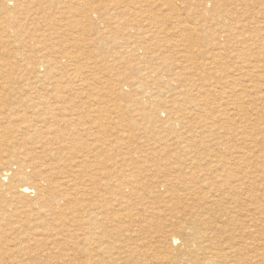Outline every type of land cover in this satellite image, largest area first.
<instances>
[{
  "label": "rangeland",
  "instance_id": "374dc122",
  "mask_svg": "<svg viewBox=\"0 0 264 264\" xmlns=\"http://www.w3.org/2000/svg\"><path fill=\"white\" fill-rule=\"evenodd\" d=\"M199 1L0 0V264H264V211L254 207L264 204V179L251 205L229 187L245 173L237 165L248 139H261L253 150L264 152V117L258 104L225 94L227 86L236 94L239 43L216 34ZM254 2L264 11V0ZM257 20L252 33L264 28V16ZM262 32L252 53L260 79ZM248 82L241 79V95ZM23 109L46 119L27 129L14 115ZM198 169L203 181L188 177L186 185L185 173ZM35 183L56 203L37 196ZM24 185L31 189L21 198L15 190ZM185 186L198 189L184 197ZM201 205L209 210L195 216ZM95 214H106L102 229L88 224ZM227 249L236 262L219 258Z\"/></svg>",
  "mask_w": 264,
  "mask_h": 264
},
{
  "label": "bare ground",
  "instance_id": "6f19581e",
  "mask_svg": "<svg viewBox=\"0 0 264 264\" xmlns=\"http://www.w3.org/2000/svg\"><path fill=\"white\" fill-rule=\"evenodd\" d=\"M252 1V0H251ZM258 1V0H257ZM257 1H255L254 2V0H253V2H254V7H255V3L257 2ZM261 2H262V0H261ZM260 2V3H261ZM166 2H164V4H165ZM249 4H250V0H200L199 1V5L201 6V13H202V18H203V20L205 21V22H208V23H210V24H215V27L213 28V29H216L217 30V33L216 34H218V36H220V37H222L223 39H224V41H225V43H227V42H229V41H231L230 43H232V41H235V42H233V43H236V45H237V43H239L238 45H237V55L241 58V61H239V64H237V66L236 65H234L235 66V74H234V78H232L233 80H235V82H236V84H234L235 85V90H236V94L235 93H233L232 92V90H234V88H230L229 86H227L228 87V91L227 90H225L224 92H225V94L228 92L229 93V96L228 97H230V99H232V102L231 103H234L235 104V100H238V99H240L241 100V98H243L242 100H243V102L244 103H249V104H258V106H256L255 105V109H256V112H258L260 109H262V111H259L260 113H259V115H261V116H263L264 117V91L262 90V89H264V79H260V78H262V77H260V74H258L257 75V73H255V69L257 68L258 69V67H257V65L256 64H254V61H253V57L254 56H252V53H257L256 51V49H258L259 48V46L256 44V38L258 37V36H260V32H261V30H263L262 28L261 29H258L255 33H252V26H251V24L252 25H254L255 24V22H256V25L258 26V25H260V24H258V20H257V18H259V17H263L264 15H262L263 13H264V11L263 10H261L260 9V4H258V6H257V8L256 9H254L253 7H252V5L251 6H249ZM262 4V3H261ZM166 5H168L167 3H166ZM262 7V6H261ZM264 7V6H263ZM168 8V7H167ZM131 10V9H130ZM197 10V9H196ZM200 10V9H199ZM198 10V11H199ZM180 11V10H179ZM194 14H195V8H194ZM131 13H132V11H131ZM183 14V13H182ZM185 14V13H184ZM120 15H123V14H120ZM186 15H188V14H186ZM190 15V14H189ZM124 17V16H123ZM194 17V16H193ZM117 19H120V18H117ZM121 19H122V17H121ZM187 21V20H186ZM196 21V20H195ZM194 22V21H193ZM198 22V21H197ZM262 22V21H261ZM254 23V24H253ZM195 24V23H194ZM263 24V23H262ZM206 25V24H205ZM204 25V26H205ZM251 26V27H250ZM256 26V27H257ZM149 27V26H148ZM183 27V26H182ZM185 27V26H184ZM200 27V26H199ZM198 27V28H199ZM255 27V26H254ZM259 27V26H258ZM194 28H195V26H194ZM197 28V27H196ZM149 29V28H148ZM191 29V28H190ZM208 29H210V30H212V28H211V25H209V28ZM207 29V30H208ZM192 30H193V27H192ZM191 30V31H192ZM212 31H214V30H212ZM215 32V31H214ZM262 33H264V32H262ZM187 36V35H186ZM192 36V35H191ZM194 36V35H193ZM204 36V35H203ZM206 36V35H205ZM254 36H256V38L254 37ZM264 36V35H263ZM262 36V37H263ZM198 37V36H197ZM191 38L192 37H190V36H188V40L187 41H191ZM203 38V37H202ZM216 38V37H215ZM217 39H218V37H217ZM222 39V40H223ZM258 39V38H257ZM262 39V38H261ZM262 40H264V37H263V39ZM192 41H193V39H192ZM260 41V40H259ZM210 42V41H209ZM212 42V41H211ZM217 42V41H216ZM221 42H223V41H221ZM263 42V41H262ZM202 43H204V42H202ZM219 43V42H218ZM225 43H222V46H225ZM224 44V45H223ZM229 44V43H228ZM263 44V46L262 47H264V43H262ZM227 45V44H226ZM230 45V44H229ZM259 45H260V43H259ZM211 46H214L213 45V42H212V44H211ZM210 46V47H211ZM218 46H220V44L218 45ZM218 46H217V48H218ZM222 46H220V47H222ZM232 46V45H231ZM234 46V45H233ZM208 47V46H207ZM230 47V46H229ZM257 47V48H256ZM261 47V48H262ZM213 49V48H212ZM233 49H235V48H233ZM263 49V48H262ZM206 50V49H205ZM264 50V49H263ZM230 51H231V49H230ZM209 52V51H208ZM216 52H218V51H216ZM215 52V53H216ZM197 53V52H196ZM200 53V52H199ZM202 53V52H201ZM228 53V52H227ZM264 53V52H263ZM217 54V53H216ZM230 54H232V52L230 53ZM258 54H260V53H258ZM206 55V54H205ZM234 55V54H233ZM262 55V54H261ZM225 56V55H224ZM236 58H237V56H235ZM186 58V57H185ZM234 58V57H233ZM232 58V59H233ZM211 59V58H210ZM217 58H215V60H216ZM20 60V59H19ZM48 60V59H47ZM46 60V61H47ZM220 60V59H219ZM224 60V59H223ZM254 60H255V58H254ZM217 61V60H216ZM225 61V60H224ZM230 61V60H229ZM236 61V60H235ZM256 61V60H255ZM19 62V61H18ZM43 62H45V61H43ZM42 62V63H43ZM49 62L50 61H47V64L49 65ZM219 62V61H218ZM222 62V61H221ZM233 62V61H232ZM237 62V61H236ZM51 63V62H50ZM198 64H200L199 62H197ZM205 63V62H204ZM217 63V62H216ZM220 63V62H219ZM227 63V62H226ZM213 63H211L210 65H212ZM234 64H235V62H234ZM15 65V62H12L11 63V66H14ZM201 65H202V62H201ZM206 65H207V63H206ZM203 66H204V64H203ZM220 66V65H219ZM224 66V65H223ZM226 66V65H225ZM224 66V67H225ZM160 67V66H159ZM197 67V66H196ZM199 67V66H198ZM232 67V66H231ZM263 67V66H262ZM203 68V67H202ZM205 68V67H204ZM227 68V67H226ZM224 69V68H223ZM225 70H227V69H225ZM219 71H220V69H219ZM233 71V70H232ZM258 71V70H257ZM231 72V71H230ZM222 73V72H221ZM226 73V72H225ZM228 73H229V71H228ZM233 73V72H232ZM224 74V73H223ZM227 74V73H226ZM262 74V73H261ZM264 74V73H263ZM221 75V74H220ZM219 75V76H220ZM216 76H218V74L216 75ZM225 76V75H224ZM253 76H255V78L253 79ZM260 78H259V77ZM176 77V76H175ZM174 77V78H175ZM215 77V76H214ZM252 77V78H251ZM176 78H178V77H176ZM218 78V77H217ZM220 78V77H219ZM226 78V77H225ZM241 79H243V81H244V79H246V80H249V82L248 83H246L245 85H246V87H245V91H247V93L246 94H243V95H241L240 94V92H241V88H240V86H243V85H241L242 83H241ZM177 80V79H176ZM181 80V79H180ZM182 80H183V78H182ZM219 80V79H218ZM263 80V81H262ZM216 81V80H215ZM214 81V82H215ZM224 81H226V80H224ZM230 81H231V79H230ZM138 82V81H137ZM137 82H136V85H137V87H138V84H137ZM171 82V81H170ZM172 82H173V80H172ZM171 82V83H172ZM217 82V81H216ZM215 82V83H216ZM229 82V81H228ZM246 82V81H245ZM133 83V82H132ZM167 83H168V81H167ZM166 83V84H167ZM220 83H221V81H220ZM202 84V83H201ZM244 84V83H243ZM134 85V84H133ZM216 85H218V84H216ZM202 86V85H201ZM205 86V85H204ZM213 86V85H212ZM220 85H218V87H219ZM221 87V86H220ZM19 87H16V89H18ZM20 88H21V90H23L24 89V87H22V86H20ZM19 88V89H20ZM168 88H169V86H168ZM206 88V87H205ZM211 88V87H210ZM222 88V87H221ZM134 89H135V86H134ZM172 89V88H171ZM208 88H206L205 90H207ZM232 89V90H231ZM247 89V90H246ZM25 90V89H24ZM159 90V89H158ZM195 90L199 93V95H200V93L202 92V90H204V89H202V87H196L195 86ZM230 90H231V92H230ZM185 91V93H188V95H189V91L188 90H184ZM208 91V90H207ZM222 91V90H221ZM238 91V92H237ZM243 91H244V89H243ZM244 91V92H245ZM22 92V91H21ZM140 92V91H139ZM141 92H143V90L141 91ZM156 92V91H155ZM160 92V91H159ZM182 92V91H181ZM218 92H219V90H218ZM248 92H253V94L257 97V98H254V99H256V100H258V101H256L255 102V100L252 98L251 99V97L253 96V95H251V94H248ZM19 93V92H18ZM146 93V92H145ZM242 93V92H241ZM179 94H181V93H179ZM184 94V93H183ZM224 93L222 94V96L224 95L225 97L224 98H226V95H225ZM143 95V94H142ZM156 95V94H155ZM182 95V94H181ZM210 95V94H209ZM218 95H220V99L222 98L221 97V93L220 94H218ZM160 96V95H159ZM186 96H187V94H186ZM232 96H233V98H232ZM236 96H238V98H236ZM243 96V97H242ZM190 97V96H189ZM10 98V97H9ZM8 98V99H9ZM183 98H185V97H183ZM205 98V97H204ZM259 98H261L262 99V101H260L259 100ZM21 99V98H20ZM188 99V98H187ZM190 100L192 99V98H189ZM218 99V98H217ZM246 101H245V100ZM67 100V97L66 98H59V99H55L54 101H57V102H65ZM207 100V99H206ZM226 99H224V101H225ZM23 103H25V104H28V103H33V101H23V99L21 100ZM216 101V100H215ZM11 102V101H10ZM226 102V101H225ZM37 104L39 105V107L38 108H41V107H44L45 106V104H43L42 102H37ZM16 106H18V105H16ZM25 106V105H24ZM52 108H56V109H53L54 111H56L57 110V108L58 107H56L54 104H53V107ZM1 109V108H0ZM24 110V109H23ZM236 110H237V107H236ZM6 112V111H5ZM6 113H8V112H6ZM197 114V116H199V114L198 113H196ZM14 115H16L17 116V118H20L21 117V120H20V123H19V125H24L23 127H25V128H27V129H31V128H35V129H37V127H35V124L32 122V121H35L36 120V122H39L40 120L42 121V120H44V119H46V118H34V117H32V116H28L27 114H26V112H25V110L24 111H22V113H14ZM6 115L4 114L3 115V117H5ZM10 116V115H9ZM1 118H2V116H1ZM11 118H12V115H11ZM4 119V118H3ZM15 119H16V117H15ZM6 120V119H5ZM10 120V119H9ZM9 120H7V121H9ZM14 120V119H13ZM4 122V121H3ZM9 124H10V122H9ZM14 126V125H13ZM16 126V125H15ZM14 126V127H15ZM21 127V126H20ZM22 127V128H23ZM10 128H12V127H10ZM16 128V127H15ZM43 128V127H42ZM40 130H42V129H40ZM1 131V130H0ZM32 132H33V130H31ZM262 131H264V129H262ZM4 131H2V133H3ZM9 132V131H8ZM21 132V131H20ZM24 132V131H23ZM30 132V131H29ZM35 132V131H34ZM1 133V132H0ZM31 137V136H30ZM47 138V140L48 141H41L40 142V146H47V144L50 142V138H49V136H47L46 137ZM249 141L246 143V145H245V150L242 152V158H243V160L241 161V162H239L238 163V168L239 169H245V173L243 174V176H235V177H232V178H234L233 180H234V183H232V184H230L229 185V187H230V190L234 193V192H238V193H240L242 196H243V201L245 202V203H247V205H251V203H248L249 201H252L253 199H250L251 197H253V196H251V194H250V192H251V190L254 188V186H255V181H260L261 179L263 180L264 179V152L263 151H261V149H258L257 151L258 152H256L255 150H253V148L257 145V147H258V144H259V142L261 141V139H259L258 137H254V139L253 140H251V139H248ZM263 141H264V139H263ZM20 142V141H19ZM243 149V148H242ZM240 154V153H239ZM235 158V157H234ZM239 159V158H238ZM193 164H194V162L193 161H191L190 163H188V161H187V169L188 168H190L191 166H193ZM255 164H257V166H255V168L257 169L256 171H255V169L254 168H252V166H254ZM250 165H252V166H250ZM190 166V167H189ZM56 167L58 168V165H56ZM55 168V167H54ZM22 169V168H21ZM20 169V170H21ZM38 170H39V168H37ZM36 168H35V170H37ZM252 169H254L253 171H252ZM51 170V169H50ZM50 170H49V172H50ZM34 171V170H33ZM40 171V170H39ZM46 171H47V169H46ZM52 171H55V169L54 170H52ZM203 169H198V171H189V172H186L185 173V175H184V178H183V182L187 185L188 184V181H187V179H188V177H191V178H194V179H196L195 180V182L197 181V180H200V177L201 176H204L205 174H206V172H204L203 173ZM34 172H36V171H34ZM38 172V171H37ZM48 172V171H47ZM252 172H256V173H254V175L252 174ZM15 173H17L18 175H21V174H19V173H23V172H15ZM26 173V172H25ZM32 173V172H31ZM30 173V174H31ZM44 173H46V172H44ZM6 174V173H5ZM17 174H15V175H17ZM39 174V173H38ZM67 174L68 173H66L65 175L67 176ZM14 175V176H15ZM17 175V176H18ZM23 175V174H22ZM27 175V174H26ZM41 175V174H40ZM64 175V176H65ZM0 176H2V175H0ZM5 176V175H4ZM16 176V177H17ZM36 176H37V174H36ZM72 176V175H71ZM22 177V176H21ZM49 177V176H48ZM69 177V176H68ZM1 178V177H0ZM20 178V177H19ZM18 178V179H19ZM26 178V177H25ZM27 178H29V177H27ZM40 178V177H39ZM44 178H45V175H44ZM43 178V179H44ZM65 178H67V177H65ZM204 178V177H203ZM231 178V179H232ZM255 178V179H254ZM7 179V178H6ZM17 179V180H18ZM41 179H42V177H41ZM70 179V178H69ZM72 179V178H71ZM3 180V179H2ZM46 180H48V178L46 179ZM49 180H50V178H49ZM63 180V179H62ZM66 180H68V178L67 179H64V182L66 181ZM51 181V180H50ZM200 181H203V180H200ZM230 181V180H229ZM32 182V181H31ZM55 182V181H54ZM54 182H52V183H54ZM69 182V181H68ZM1 183V182H0ZM43 183V182H42ZM57 183V182H56ZM70 183V182H69ZM178 183H180V181H178ZM7 184V183H6ZM6 184H5V186H6ZM44 184V183H43ZM45 184H47V183H45ZM48 184H50V182L48 183ZM55 184V183H54ZM59 184V183H58ZM63 184H65V183H63ZM67 184V183H66ZM9 185V184H8ZM23 185V184H22ZM32 185V184H31ZM40 185H41V183H40ZM40 185L38 184H33L32 186H31V188H32V190H35L38 194H36L37 196L38 195H40L41 197H42V199L45 201V203H47V204H50V205H53V204H55L56 202V200L54 199V198H52V197H50V195H47L46 194V191H47V189H48V187H45V188H47L46 190H44L43 189V187H41L40 188ZM56 185V184H55ZM62 185V184H61ZM68 185V184H67ZM253 185V186H252ZM47 186V185H46ZM49 186V185H48ZM51 186H54V185H51ZM2 187V186H1ZM56 187H57V185H56ZM6 188H8V187H5V189ZM29 188L30 187H27V185L25 186H22V187H20V188H18L17 189V191L15 190V192H17V194H19L20 196H21V198H22V196H26V193L27 192H29L28 190H29ZM30 188V189H31ZM55 188V187H54ZM196 188L197 187H193V188H190V187H187V186H185L184 187V192L182 193V195L184 196V197H187V196H191V195H193V194H195V190H196ZM4 189V190H5ZM9 189V188H8ZM50 189V188H49ZM59 189V188H58ZM57 189V190H58ZM198 189V188H197ZM12 191H14V190H11L10 192L12 193ZM4 192V191H3ZM9 192V191H8ZM8 192L7 193H5V194H7L8 195ZM9 192V193H10ZM34 192V191H33ZM35 192V193H36ZM54 192V191H53ZM56 192V191H55ZM1 193V192H0ZM14 193V192H13ZM52 193V192H51ZM57 193H58V191H57ZM56 193V194H57ZM50 194V193H49ZM59 194V193H58ZM57 194V195H58ZM3 195V194H2ZM11 195V194H10ZM10 195H8V197L10 196ZM12 195H14V194H12ZM19 195H16V198L18 197H20ZM28 195V194H27ZM56 195V196H57ZM36 196V197H37ZM256 196V195H255ZM54 197H55V195H54ZM2 198H3V196H2ZM7 198V197H6ZM14 198V197H13ZM16 198H14V203L16 202L15 200H16ZM26 198V197H25ZM35 198V197H34ZM38 198V197H37ZM256 197H254V199H255ZM0 199H1V197H0ZM3 199H5V196H4V198ZM20 199V198H19ZM39 199V198H38ZM41 199V200H42ZM61 199H64V198H61ZM2 200V199H1ZM10 200H12V199H10ZM9 200V201H10ZM18 200V199H17ZM42 200V201H43ZM58 200V199H57ZM19 201V200H18ZM17 201V202H18ZM58 201H60V200H58ZM57 201V202H58ZM248 201V202H247ZM2 203H0V204H3V203H6L5 202V200L4 201H1ZM13 202V201H12ZM21 202V201H20ZM26 202V201H25ZM242 202V201H241ZM7 203L9 204V202L7 201ZM11 203V202H10ZM33 203V202H32ZM31 203V204H32ZM36 203H38V202H36ZM64 203V202H63ZM12 204V203H11ZM11 204H10V207H11ZM39 204V203H38ZM7 205V204H6ZM13 205V204H12ZM28 205H30V204H28ZM256 205L257 206H254L255 207V209H258L259 211H261V212H263L264 211V204H260V203H256ZM14 206V205H13ZM12 206V208H14V207H17V205L15 204V206L13 207ZM34 206V205H33ZM37 206V205H36ZM40 206V205H39ZM41 206H42V204H41ZM57 206V205H56ZM7 207V206H6ZM9 207V206H8ZM46 207H48V206H46ZM46 207H45V209H46ZM50 207V206H49ZM39 208V207H38ZM41 208V207H40ZM51 208V207H50ZM53 208V207H52ZM56 208V207H55ZM6 209H8V208H6ZM15 209V208H14ZM37 209V208H36ZM43 209V208H42ZM54 209V208H53ZM59 209V208H58ZM250 209H252V207L250 208ZM2 209H0V211H1ZM11 210V209H10ZM16 210V209H15ZM103 210H105L104 209V207L99 211L100 213L103 211ZM209 210V208H208V205H201V207H197V214L195 215V216H198L200 213H203V212H206V211H208ZM245 210H247V209H245ZM3 211H5V210H3ZM44 212L46 211V210H43ZM48 211H49V209H48ZM11 212H15V211H11ZM33 212V211H32ZM36 212V211H35ZM41 213H42V211H40ZM59 213H61L60 211H58ZM105 211H103V213H104ZM233 212H235V214H234V216L236 217V215L238 214V211L237 210H233ZM250 212H252V211H250ZM256 212V211H255ZM2 213V212H1ZM16 213V212H15ZM17 213H18V210H17ZM45 213H47V211L45 212ZM44 213V215H46ZM49 213V212H48ZM52 213V212H51ZM50 213V214H51ZM245 213V212H244ZM8 214V213H7ZM7 214H6V216H7ZM53 214H55V212L53 213ZM243 214V213H242ZM5 215V214H4ZM17 215V214H16ZM38 215V214H37ZM52 215V214H51ZM100 214H95V215H91L90 217H89V221H88V224H89V226H93L92 227V229H102V224L104 225V221H103V219H105V218H103L105 215L103 214V216L101 215V216H99ZM240 215H241V212H240ZM248 215V214H247ZM251 215V214H250ZM244 216V215H243ZM53 217V216H52ZM240 217V216H239ZM248 218H249V216H247ZM246 217V218H247ZM36 218V217H35ZM244 218H245V216H244ZM246 218H245V220H246ZM247 218V219H248ZM196 219H198V220H201V218L200 217H196ZM254 219V218H253ZM249 220V222L248 223H250V219H248ZM264 220V219H263ZM247 223V222H246ZM193 225H195V223L193 224ZM208 225V224H207ZM36 227V226H35ZM249 227V226H248ZM104 228H105V226H104ZM221 228H222V226H221ZM203 228H201V230H202ZM106 230V229H105ZM33 232V231H32ZM37 232V231H36ZM35 232V233H36ZM98 233H99V231H98ZM97 233V234H98ZM247 233V232H246ZM245 233V234H246ZM34 234V233H33ZM96 234V235H97ZM100 234V233H99ZM103 234H104V231H103ZM102 234V235H103ZM106 234V233H105ZM104 234V235H105ZM248 234V233H247ZM35 235V234H34ZM49 235V234H48ZM50 235H52V234H50ZM40 236V235H39ZM47 236V235H46ZM106 236V235H105ZM48 237V236H47ZM54 237V236H53ZM86 237V236H85ZM99 237V236H98ZM239 237V236H238ZM241 237V236H240ZM50 238V237H49ZM55 238V237H54ZM57 238V237H56ZM59 238V237H58ZM242 238V237H241ZM32 239V238H31ZM33 239H36V238H33ZM44 240V239H43ZM54 240V239H53ZM60 240H62V239H60ZM60 240H59V242H60ZM66 240V239H65ZM86 240H87V238H86ZM172 240H176V238L175 237H173L172 238ZM172 240H171V242H172ZM37 241V240H36ZM40 241V240H39ZM49 241V240H48ZM51 241H52V239H51ZM50 241V242H51ZM20 242H22V241H20ZM53 242V241H52ZM58 242V243H59ZM56 243V242H55ZM61 243H63V242H61ZM89 243H91L90 241H89ZM48 244H49V242H48ZM234 244V243H233ZM62 245H64V244H62ZM99 247H100V250H105L106 249V247H107V241H106V238L104 239V237L102 238L101 237V240H99V245H98ZM20 247H22V246H20ZM18 248V246L16 247V249ZM71 248H73V247H71ZM229 248H231V246H229ZM14 249V248H13ZM12 249V250H13ZM15 249V250H16ZM21 249V248H20ZM208 251H214V249H211V248H206ZM23 250H25L24 249V247H23ZM86 250V249H85ZM17 252H18V250H16ZM22 251V250H21ZM13 252V251H12ZM11 252V253H12ZM15 252V251H14ZM20 252V251H19ZM13 254V253H12ZM17 254V253H16ZM88 254V253H87ZM89 255V254H88ZM156 257H158V256H156ZM237 254L233 251V250H230V249H227V251L225 250V251H223L222 253H220V255H219V258L220 259H222V260H229V259H233V261L234 262H236L237 261ZM88 258V257H87ZM160 257H158V259H159ZM90 260V258L88 259V261ZM87 262V261H86ZM90 263H91V261H89ZM88 264V263H87Z\"/></svg>",
  "mask_w": 264,
  "mask_h": 264
}]
</instances>
